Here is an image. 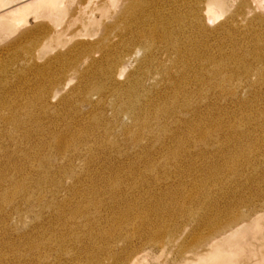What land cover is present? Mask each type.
Listing matches in <instances>:
<instances>
[{
	"label": "rangeland",
	"instance_id": "1",
	"mask_svg": "<svg viewBox=\"0 0 264 264\" xmlns=\"http://www.w3.org/2000/svg\"><path fill=\"white\" fill-rule=\"evenodd\" d=\"M33 1L0 0V101L5 104L0 109V145L5 146L0 151V158L6 155L5 159H0V170L11 167L8 154L22 160L23 173L29 172V177L31 174L36 176L37 167H42L34 158L28 160L26 150L30 140L14 135L3 115L15 113L33 123L30 143L45 140L39 152L43 154L46 149L45 153L54 158L59 155L54 145L56 132L61 134L68 129L67 134L76 139L87 134L91 139L98 136L101 129L95 122L96 114L101 110L99 96L93 93L91 101H86L82 93L96 81L94 74L98 70L109 74L107 70L115 61L118 81H132L133 76L141 74L149 92L152 87L156 88V94L161 93L159 90H171L168 82L163 80L165 71L159 75L155 69L156 61L170 57L166 54L165 46L168 45L163 42V46L151 49L139 42L135 44V38L140 34L132 35L131 30L125 28V16L134 2L140 3L135 15L146 19L145 28L159 27L157 25L163 21L174 28V38L201 43L194 48L204 49V52L193 53L192 50L186 53L190 68L184 71V76L194 90L200 86L196 75L206 66L205 60L222 55L221 50L216 49L217 44L224 42L225 48L231 50L230 39L219 27L238 11L248 17L239 19L241 33L236 32V39L241 50L238 49L237 58L250 56L246 63L238 64V69L235 66L236 81L232 79L235 93L230 87L212 89L201 103L204 112L210 110L221 115L222 131L215 138H196L195 144L184 138L186 126L179 124L173 127L177 130L175 142L161 135V141L165 137L180 151H176L179 166L176 167L177 160L169 157L173 163L167 171L172 172L170 178L162 179L163 170L161 173L147 170L148 152L141 146L135 147L134 151L132 140L123 138L120 125L118 132L116 128L114 132L123 143L118 150L123 151H99L94 146L89 147L90 143L81 144L80 140L76 143L80 142L84 148L80 155L74 156L75 169L70 171L67 159H59L61 155L56 162L47 163L45 166H50V171L45 174L61 183L62 191L41 203L47 204L59 197L53 201L59 207L53 209L46 205L34 212L24 208L20 215L11 208L4 209L0 214L1 220L6 219L0 222V253L4 255V261L9 260V264H264V92L259 97L254 96V90L244 78V66L259 64L257 60L263 57L264 25H260L257 15L264 13V0H214L209 5L204 1L202 7L208 5L210 11L205 19L209 30L191 37L190 28L182 22L193 19V8L200 9L197 3V7L192 5L194 0H46L35 4ZM250 20H253L254 28L250 26ZM215 28L219 29L212 31ZM146 40V37L140 38L141 42ZM207 48L214 49L208 51ZM161 49V52L157 51ZM45 95L48 98L44 99ZM109 103L108 100L106 104ZM108 108L107 117L114 120L113 106L108 105ZM32 114L37 121L30 120ZM214 119L210 117V120ZM68 120L77 126L70 128L66 125ZM123 121L130 119L124 115ZM187 125L195 127V137L199 127L192 121ZM178 130H183L181 137ZM228 131L233 134L229 139L225 134ZM179 138L181 146L176 145ZM148 139L146 136L142 143L152 149ZM160 140L154 146L156 151ZM15 144L20 146L16 149ZM140 151L143 152L140 154ZM159 154L154 157L161 159ZM111 169L117 171L114 175L124 177V184L106 186L102 175L109 174ZM131 170L138 173L136 178L142 179V183H134L130 178ZM71 172L80 177L75 183V195L73 190L69 192L74 183ZM1 186L0 193L7 196L10 191L6 190V185ZM188 191L194 192L189 195L195 199L184 204V194ZM237 209L251 215L248 225L220 248L219 255L205 254L210 250L196 252L198 255L190 251V245L209 231L206 220L229 217ZM140 214L143 218L138 217ZM34 218L49 232L56 231L57 239H48L40 242V246L28 249L23 246L24 242L30 235H35L39 227L34 225ZM137 220L142 222L134 229L133 222ZM154 234L158 236H152ZM0 263H3L1 257Z\"/></svg>",
	"mask_w": 264,
	"mask_h": 264
},
{
	"label": "bare ground",
	"instance_id": "2",
	"mask_svg": "<svg viewBox=\"0 0 264 264\" xmlns=\"http://www.w3.org/2000/svg\"><path fill=\"white\" fill-rule=\"evenodd\" d=\"M44 1L46 0H34L33 3L35 4L37 2L39 3V2H44ZM204 1L207 2V4L209 5L210 4L209 2H213L214 0H194L192 5L196 6V3H197L200 9L193 8L194 9L193 19L182 22V24H186L190 28L189 33H191V35L189 37L203 34L204 31L209 30V27L205 25L206 23L205 19H206V16L209 15L210 11L208 9V5H207V8L202 7L205 4L203 3ZM139 7H140V3L134 2L132 4L131 11L127 12V16H125V20L127 22V25L125 28L131 30L132 35L140 34L138 38H135V41H136V42L134 41L135 44L139 42L140 44H144V46L146 47H151V49H153L154 46H158V45L163 46L162 45L163 42L165 43L164 45H168V46H165V48L167 52L166 54L170 55V57L164 61L163 60L156 61L155 69L157 70L159 75L163 74L162 73L163 70L165 71V73L163 74L165 76L163 80L168 82V85L170 86L169 88H171V90L170 91L159 90V92L161 93L156 94V88L152 87L153 89L152 91H154V93L150 91L153 93L151 95L149 90L145 87V83H143L142 82L143 80H141V74H136L135 76H133L132 81H128V82L118 81L117 73H116L117 61L113 62L111 66L108 68L107 71L109 72V74L105 73L103 70H98L94 74L96 81L92 82L91 85H89V88L86 89L85 92L82 93V95L86 101H91V96L93 93L99 96V99H100L99 101L101 103V107H100L101 110L97 112L96 114L97 120L95 124H97L96 126H98V128L101 129L98 132L100 134L98 136L94 135L91 139V137L86 132L87 135H80L81 139L79 138L76 139V138H71L70 137L71 135L69 136V134H67V132L69 133L70 130L67 129L66 131L65 129V133L60 134L59 132H56L57 134L54 139L55 141L54 145L56 148L55 150L58 152L59 155H61L60 157L59 155H56V156L59 157V159H63V160L67 159V162L70 165V168H69L70 171L75 169L76 163H75L74 156L78 154L80 155L82 153V149L84 147L82 148L81 144L83 143L84 145L91 144L89 147L94 146L93 148L99 151L100 150L107 151V152H111V150L115 152L123 151L120 149L118 150V148L122 146L121 145L122 140L120 138H119L120 140L117 139V137H120V136H117L114 132L116 129L118 132L117 126L120 125L121 130H122V136H124L123 138L125 140H132L134 147L129 145L130 142L128 144L129 147L131 146L134 149L137 146L138 147L141 146V148L144 151L148 152L149 164L145 166L147 167V170L153 173L158 172V171L160 172V170H163L165 172L162 176V179L163 178L167 179L171 177V173H172V172L170 173L167 172L168 168H170L171 165L173 164L172 161L169 159V157L171 156L176 161L177 160L176 151H178V148H174L175 144H169L168 141L166 140L170 139L175 142V135L177 133V130H175L176 128L173 130V127H176V124H179L184 127L186 126V128L184 129L185 131L182 130L184 132V138H187L188 140L193 141L195 144H197L195 141L196 138L201 139V140L203 139L207 140L209 139V137L215 138L217 133H220V131H222L221 129H222L223 123L219 119V116L221 115L218 116L217 113L212 112L210 110L204 112V110L201 109L202 108L201 103L203 102L204 99L207 98L208 91L212 89L220 90V89H225V87H230L231 89H233V92L235 93L234 88H232V85L234 84L232 79L236 76V73H237L235 69L236 68L238 69V64L242 63V61L243 63H246L247 62L246 59H248L250 56L249 54V55H243L242 59L237 58L238 49L239 50L241 49L240 47H237L236 32L239 31L238 30L239 29V26H238L239 19L241 17H248V15H245L242 11H238L236 14L231 16L230 19L228 18L225 22H222V26H220L219 28L222 29L223 34H226V37L230 39L231 50L228 51V49L225 48L224 42L217 44L216 49L221 50L222 55L219 57H210L205 60L206 66L203 69H201L202 72L199 71V73L196 75L197 79L200 81V86L197 90H194L190 88V86L188 85L190 81L187 79L186 76H184V71L187 70V68H190L189 62L187 61V58H186V53L188 51L192 52V50H193V53L204 52V49L200 50V49L194 48V47H198L199 44L201 43H197L196 41H193V40L183 41V38H179V37L174 38L172 35L174 32V28H170L163 21L159 22V25H157L159 27H153L152 29L145 28L143 26V23L146 19H140L136 17L135 15L140 9ZM257 18H258V21H260L261 23L260 25H264V13L260 16L257 15ZM167 22H170V21L167 20ZM174 23H177L175 22V18H174ZM249 23H250V26L254 28V26L252 25V23H254L253 20H250ZM200 27H202V29H200ZM204 27H205V30H204ZM219 28H215L212 31H217ZM183 33L184 32L182 31L181 35H183ZM240 33L241 32L239 31V34ZM141 37H146L148 40L141 42L140 41ZM204 46L210 47L208 44H204ZM213 49L214 48H207L208 51H213ZM157 51L161 52L162 49L157 50ZM262 56L263 57L257 60L259 64L252 65L248 63L246 66H244V70H245L244 78L247 79L248 86L252 87V90H254V92H252L253 95L257 97H259V95H261V93L264 92V53ZM148 74L149 73L147 72V75ZM105 75H107L108 77H105ZM253 76H255V78H253ZM143 77L145 80V76ZM162 83L163 82H161L160 84ZM165 88L168 89L167 86H165ZM153 95L154 96L156 95V97H153ZM195 95H197V97H195ZM164 97H167V98H164ZM43 98L44 99L48 98V95L43 96ZM108 100L110 103L106 104ZM45 102L46 104H48L47 99L45 100ZM194 104H196V106ZM2 105H5V104H2V101H0V109L1 107H3ZM108 105H111V107L113 106L112 111H113L114 120H111L107 117L106 112L109 109ZM124 115L127 116L130 119V121L124 122L123 121ZM212 116L215 118L214 120H210V117ZM2 118L5 122L8 123L7 125L11 126L10 129L12 130L11 132L14 133V135H17V136L18 134L22 135L23 137H26V140H30L32 142L31 139L33 138H31V136L34 133H31V126L33 127V123L30 124L29 121L28 122L25 121L24 119L21 118V116L16 115L15 113L11 115L10 114L3 115ZM37 119L38 118L34 116L33 114L30 116V120L37 121ZM207 120H209V122ZM70 121L72 122L73 119H70ZM70 121L68 120L66 122V125H68L70 128L73 126H77L75 122L70 124L69 123ZM191 121L194 123V125H196V127H199L196 130L198 132L196 133L194 132L197 137L196 136L193 137L194 135L193 131L195 130V127L192 128V126L187 125V122L191 123ZM39 124L40 123H38L37 125ZM6 127L8 128V126ZM6 127H3V128H6ZM205 127L209 128V131ZM75 129L77 130V127ZM182 131L179 132L178 130L180 137L182 136V134H180L182 133ZM231 131L233 132V130ZM231 131L230 132L228 131V133H225L228 139L230 138V136H233ZM161 135L165 136L167 139L164 137L166 140L163 138L164 140L162 139L161 141L160 140V138L162 137ZM146 136H149L148 140L150 141L149 144H152V147H153L152 149H150L148 144L143 145L142 143L143 140L146 139ZM68 137H70V139H68ZM179 139L180 140L176 142V145L180 144L181 146V138ZM80 140L82 142L81 144L80 142L76 143L77 141H80ZM158 140H160L161 142H160L159 149L156 151L154 150V146L156 143L159 142ZM211 140L213 142L214 139H211ZM30 141H29L30 146L24 145L28 147V148L26 147L27 148L26 153L28 154V158H29L28 160L33 161V158H34V161L36 162V164H39L42 167H37L36 176H34L35 174L33 175L31 174V177H29L30 175L29 172L27 174L23 173V170L25 167H24V164L22 163V160L18 156L16 157V155L14 154L7 155L9 163L10 164L12 163V165L10 166L13 168L1 167L0 184L6 185L7 189L6 187L5 189L7 191H10L12 194L8 196L10 193L9 192L7 196H2V194L0 193V195L2 196V197L0 196V214L6 208H11L12 211H15L17 214L20 215V213L22 212V209L24 208L26 209V211L34 212V210H38V208H44V206L46 205L52 206L53 209H56L59 207L58 203H53V201L59 200L58 199L59 197H56L52 202H49L47 204L41 203L44 200L48 199L50 196L55 197L56 195L61 194V191H62L61 183L54 182L52 178H50L48 175L45 174V173H48V171H50L49 170L50 166H45V165H47V163H51L52 161L56 162L58 158L56 157L57 158L56 159L52 157L51 154L47 152L45 153L46 149H44L43 154L40 153L41 151L39 152V148L43 146V141L45 140H42L41 142H39L38 140L36 143L34 141L33 143H30ZM3 145H6V143ZM11 145H13V143ZM17 145L18 144L14 145L16 149H17ZM3 147L5 146H2L1 144L0 151ZM49 147H52L51 144L49 145ZM142 152L140 151V154ZM125 153L127 152L125 151ZM159 153L162 155L161 159L156 158V156L154 157V155L159 154ZM116 154H114L115 157L117 156ZM5 156H2L0 159H5L4 158ZM30 156H33V157L30 158ZM17 159L21 162L17 163V161H15ZM90 159L92 160V158ZM91 160H88V162ZM179 162L180 160L178 159L176 163L177 164L176 167L179 166ZM13 171L15 173H13ZM109 172L110 173L107 175L105 174L102 175L104 176L103 180L106 181V186L108 185L116 186L119 183L124 184V177L120 178L118 177L119 175L118 176L116 174L114 175V172H117V171L112 170L113 173L111 171ZM137 172H138V169H137ZM137 172H133L131 170L130 178L132 180L134 179V183H142L143 182L142 179L136 178L137 177L136 175L138 174ZM70 174H72L73 176L74 183H72V185L70 186L69 192L73 190L74 195H75L76 187H77V184L75 183H77L80 180V177L78 176L77 173L71 172ZM133 177H135L136 179ZM212 179L213 177L209 178L207 182H209ZM192 193L194 192L188 191L187 193L184 194V204H186L189 201H193L195 199L194 197L189 195ZM3 194H6V193H3ZM206 197H207V194H206ZM68 202L69 201H65V203H68ZM30 205H32V207H30ZM76 213H79V211H77ZM129 213H130V210H129ZM250 216L251 215L248 212L247 214H245L244 212H241L240 210L237 209V211H234V213L229 217L221 216L217 220H213V221L206 220L207 222L206 224L208 225L209 231L204 236H202L200 240L190 245V251L193 252L195 255H198L196 254V252H200V251L203 252L205 250H210L208 251V253H205V254L211 253V254L219 255L220 248H222L225 244H228L233 237H235L238 233H240L243 229L246 228V226L248 225L247 220ZM138 217L143 218V214H140ZM5 220L6 219L4 220L0 219V222H3ZM140 222H142V220H137L133 222L134 229H138ZM33 223L36 227H38L40 222L38 221V219L34 218ZM29 231L30 230H28V232ZM165 231H167V229H165ZM35 233H36L35 235H30L28 237L26 243L24 242L23 246H26L28 249L29 247L35 248L36 246H40V242H44L48 239H53V238H54L53 241L57 239L56 231L49 232L45 228V226H42V225L37 228ZM152 236H155V234ZM157 236L158 235L156 234L155 237ZM205 254L204 255L202 254V255L205 256ZM201 256H199V258H201ZM0 257H1V262H3L0 264H9L8 262L9 260L4 261L5 259L2 253H0Z\"/></svg>",
	"mask_w": 264,
	"mask_h": 264
}]
</instances>
